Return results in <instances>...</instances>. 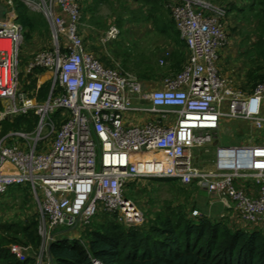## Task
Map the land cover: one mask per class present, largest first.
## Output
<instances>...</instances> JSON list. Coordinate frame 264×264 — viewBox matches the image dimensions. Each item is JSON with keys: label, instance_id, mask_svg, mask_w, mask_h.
Here are the masks:
<instances>
[{"label": "built area", "instance_id": "built-area-1", "mask_svg": "<svg viewBox=\"0 0 264 264\" xmlns=\"http://www.w3.org/2000/svg\"><path fill=\"white\" fill-rule=\"evenodd\" d=\"M1 1L7 10L0 17V121L29 111L38 119L31 130L0 136V194L29 186L38 208L37 264H51L52 242L80 240L74 230L89 225L100 209L126 227L140 226L143 212L124 188L143 177L194 185L242 224L264 229V81L242 90L219 72V50L228 44L224 6L210 0L167 4L188 57L180 71L148 89L130 71L106 66L85 50L79 0H21L41 11L51 30V47L37 52L25 70L47 74L50 88L39 102L19 89L24 29L14 0ZM103 34V41H113L119 30L113 25ZM169 55L164 50L159 65ZM129 112L154 119L133 124L125 118ZM224 118L248 125L249 143L216 145L211 165H195L191 149L217 144ZM155 153L161 156L152 158Z\"/></svg>", "mask_w": 264, "mask_h": 264}, {"label": "trees", "instance_id": "trees-1", "mask_svg": "<svg viewBox=\"0 0 264 264\" xmlns=\"http://www.w3.org/2000/svg\"><path fill=\"white\" fill-rule=\"evenodd\" d=\"M129 1L132 6L135 5L133 6L135 8H130ZM210 1L224 6L227 10L223 26L228 39L234 35L236 29L241 30L243 26H247L246 47L239 56L243 53L247 61L251 63L248 69L251 86L264 81V0ZM79 2L82 11L81 20L104 2L111 5L115 2L119 5V14L115 17L113 24L106 25L95 16L88 17L90 22L97 24L96 26L103 31L111 25L120 29L124 22L130 24L145 22L158 28L157 30L164 34L163 37L167 43L165 48H160L159 53L157 52V59L162 56L164 50H168L170 53L168 70L177 73L182 68L186 45L180 39L174 20L163 22L167 13L163 7L177 0H79ZM90 2L93 4H89ZM14 9L16 21L23 26L25 39H30L37 24L41 23L39 16L32 13L21 0H14ZM236 18L239 22L233 26ZM245 22L247 25H244ZM120 39L122 40V36ZM120 39L112 41L119 48V50L113 49V53L117 58L122 55V65L129 69L127 63L130 61L128 57L130 54L128 53L132 52H129L131 50L126 44H121ZM226 47L227 45L222 49ZM104 58L106 65L115 66L109 57L104 56ZM152 60L150 55L146 57L141 55L139 60H133L132 68L137 70L140 80H148L155 76L157 63L152 65ZM35 71L44 73L41 68L34 69V73L29 74L31 82L24 91L40 102L48 95L50 81L40 82V84L36 79ZM53 118L59 122L60 112H55ZM37 119L33 111L3 119L0 136L18 129L21 125L24 129L31 130ZM155 178L166 182L175 180L174 189L170 192L173 194L179 192L178 195L165 200L164 205L162 204L156 210L149 206L143 223L137 227H126L118 222L115 215L98 212L89 225L82 227V233L78 237L82 241L68 240L63 237L50 244L48 252L51 264H92V259L103 264H264L263 228L246 226L235 216H233L235 222L238 221L241 226L229 225L226 222L228 218L212 219L202 212L200 215L192 216L193 210L199 211L196 206L197 201L195 202L196 187L182 185L178 179L172 177ZM139 179L150 180L143 177L129 181L124 188L125 197L135 200L132 194L135 193L136 180ZM148 188L147 185L143 190L145 192L156 190L155 187ZM29 190L28 185L10 186L0 196L3 198L7 194L16 198L20 192L24 200H27ZM149 201L153 203V199ZM37 225L36 212L17 224L0 221V264H35L34 258L28 253L24 260H20L11 251L10 245L38 246L40 237Z\"/></svg>", "mask_w": 264, "mask_h": 264}, {"label": "rangeland", "instance_id": "rangeland-1", "mask_svg": "<svg viewBox=\"0 0 264 264\" xmlns=\"http://www.w3.org/2000/svg\"><path fill=\"white\" fill-rule=\"evenodd\" d=\"M38 0H35V4ZM84 1V0H83ZM82 3V2H81ZM130 8H135L131 5V1L128 2ZM89 4H93L90 2ZM165 9V17L163 22H171L172 17L171 13L169 11V8L167 4L163 7ZM29 9L32 13L39 16V19L41 20V23L37 24V28L34 30V32L31 33L30 39L23 38L22 45L20 47L19 52V70L21 72L20 79H19V89L24 90L28 88L31 79L29 78V73H26V65L28 62L32 60V57L39 51H41L44 48L51 47L52 41H51V30L49 27V24L47 20L45 19L43 13L37 8V7H30ZM119 14V5L115 2L113 5L109 4L108 2H104L101 6H99L98 9L93 10L92 13H87L86 18L78 22L77 28H78V34L83 39V45L86 51L93 54L97 59L101 61V63L105 64V57L111 58V61L116 63L117 66L121 67L124 70H128L134 75H137V70H133V60H139L141 58V55L143 57H146L150 55L152 62L151 64L156 65L157 70L156 77L151 78L150 80H143L145 81L148 86H154L159 85L160 81L163 79L161 78L162 74L168 75L170 73V70H168L167 66L169 63L164 65H159V58L157 59V52L159 53L160 48H163L167 43L165 40L164 34L160 33L153 25L149 23H134L130 24L129 22H124L123 26L118 29L120 31V34H118L116 39H120L122 36L121 44H126L128 49L134 52L128 53L130 54L127 66L129 69H126L122 65V55H119V57H115L113 53V49L119 48L112 42V41H103V33L105 31L101 30L99 27L95 25V23H92L89 21L88 17L92 18L93 16L97 17L98 19L104 21L106 25L113 24L115 21V17ZM41 17V18H40ZM238 18V17H237ZM235 19L233 22V26H235L239 20ZM229 21V20H228ZM230 23V22H229ZM247 25V22L244 23V25ZM113 26V25H111ZM160 27V26H159ZM240 31V33L238 32ZM247 26H243L241 30L236 29L234 32V35L229 38V44L228 46L223 49V51L219 50L222 54L224 53L227 55V58H225L224 65L229 68H234L236 70L237 67L241 68V66H250V64L247 61V57L242 53L238 57V54L243 51V49L246 47V34H247ZM115 39V40H116ZM166 47V46H165ZM225 51V52H224ZM186 53H188L186 51ZM141 54V55H139ZM152 54V56H151ZM138 56V57H137ZM188 57V56H187ZM221 57V56H220ZM187 60V59H186ZM186 62V61H185ZM111 66V65H106ZM34 73V72H32ZM31 74V73H30ZM36 79H38L40 82H47V74L43 72L35 71ZM139 78V77H138ZM161 78V79H160ZM41 84V83H40ZM39 85V84H38ZM236 85V84H235ZM246 88L244 90H248L249 86H245ZM251 88V86H250ZM0 112L4 110L5 103H0ZM125 118L127 117L128 120H133V124L136 123H142L145 121H148L150 119H154V117L151 114L142 113V112H129L125 113ZM1 121H0V132H1ZM18 129L26 130L24 129L23 125H21ZM242 130L245 131V133H241L238 131ZM248 125L242 124L240 120H233L229 118H224L221 121L220 127L217 131L218 135V142L212 143L210 145H207L203 148H192V156L195 158L196 156H199L198 161H194L195 165L201 166L203 165H211L214 162L215 159V148L216 145H239V144H248L249 143V137L248 134ZM46 133V130L44 131ZM257 142V140H255ZM205 149H208L206 152ZM139 179L136 180L135 188H134V194H132L135 198L134 202L136 205L142 210L143 215L145 217L146 211L151 207V209L156 210L158 209L162 204L164 205L165 200L172 199L175 197L170 191L174 189V183L176 181H161L158 178L155 177H147V179ZM152 179V180H151ZM155 187L156 190L147 191L145 192L143 189L145 186ZM148 188V189H149ZM125 191V189H124ZM178 195V194H177ZM31 196V197H30ZM153 199V203L149 200ZM199 199L202 203L206 202V193L204 191H200ZM150 206V207H149ZM152 210V211H153ZM101 211V209L99 210ZM34 212L37 213L38 217V208L37 205L30 194V190L28 192V198L27 200H24L23 196H21V193L19 192L16 196V198L11 197V195L5 194L2 198L0 196V221H7L11 222V224H17L20 220L27 219L30 217ZM200 212V211H199ZM76 235H80L82 233V227H77L74 232ZM30 247L26 248V245L24 244H11V247L14 249L15 252H18L21 256H27L26 253H28L30 256H32L34 259L36 258L37 254H39V246H33V244H29ZM16 254V253H15ZM19 258V257H18ZM24 258V259H25ZM20 259V258H19ZM20 259V260H24ZM37 264V261H35Z\"/></svg>", "mask_w": 264, "mask_h": 264}, {"label": "crops", "instance_id": "crops-1", "mask_svg": "<svg viewBox=\"0 0 264 264\" xmlns=\"http://www.w3.org/2000/svg\"><path fill=\"white\" fill-rule=\"evenodd\" d=\"M226 15H227V12H226ZM226 15H225V17H226ZM164 48H165V46H164ZM187 56H188V53H186V50H185V61L187 59ZM238 57H239V54H238ZM225 58H227V55H225L224 53L223 54L220 53L219 58H218V61H217V67L219 69V72L221 74L227 76V77L232 78L233 81H234V83L236 84V86L238 88L242 89V90H244L246 88L245 86H249L250 87L251 86V82H250V78L248 76V72L250 70H248V69H250L251 64L250 63H247V64H250V66L245 65V66H241V68L237 67L236 70H235L234 68H229V67H227V66L224 65V62L223 61L225 60ZM110 60H111V58H110ZM185 61L183 62V64L185 63ZM183 64H182V66H183ZM173 74H175V73L174 72L172 73L170 71V73L168 75L162 74L161 78H165V77L170 76V75H173ZM154 77H156V73H155V76ZM148 80H150V79H148ZM141 81L143 83L145 82L143 80H141ZM144 84H145V86L148 89H151V88L157 86V85L148 86L146 83H144ZM126 119H127V117H126ZM127 121L134 122L133 120H128V119H127ZM238 131L240 132L241 130L238 129ZM195 158L198 161L199 156H196ZM194 188H195V186H194ZM195 190L197 191L196 192V196H195V202L197 201L196 202V206L199 209L200 213L202 212L203 214L208 215L212 219H220V218L227 219L228 218V220L226 222L229 225L236 224L237 226H241L238 221L235 222L234 217H233L234 215L232 214L231 211L226 210L222 206V204H219V203H211L209 197L207 196V194H206V198H207L206 199V202L202 203L199 199H197L199 197V193H200L201 190H199L198 188H195Z\"/></svg>", "mask_w": 264, "mask_h": 264}, {"label": "water", "instance_id": "water-1", "mask_svg": "<svg viewBox=\"0 0 264 264\" xmlns=\"http://www.w3.org/2000/svg\"><path fill=\"white\" fill-rule=\"evenodd\" d=\"M6 7L0 3V17H2L6 12Z\"/></svg>", "mask_w": 264, "mask_h": 264}, {"label": "bare ground", "instance_id": "bare-ground-1", "mask_svg": "<svg viewBox=\"0 0 264 264\" xmlns=\"http://www.w3.org/2000/svg\"><path fill=\"white\" fill-rule=\"evenodd\" d=\"M150 155H149V157H150ZM160 156H161L160 153H155L154 156H152V158H159Z\"/></svg>", "mask_w": 264, "mask_h": 264}]
</instances>
